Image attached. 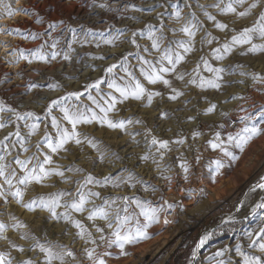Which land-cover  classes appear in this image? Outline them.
I'll use <instances>...</instances> for the list:
<instances>
[{"label": "rangeland", "instance_id": "1", "mask_svg": "<svg viewBox=\"0 0 264 264\" xmlns=\"http://www.w3.org/2000/svg\"><path fill=\"white\" fill-rule=\"evenodd\" d=\"M6 2L17 6L15 0ZM146 2L147 9L138 10ZM146 2L20 0L19 6L28 9L27 12L22 11L26 16L20 22L17 21L19 17L17 14L9 18L11 25L9 29L18 36L14 45L16 47L12 50L0 48V108L4 109L0 111V122L5 124L4 128H0V140L13 133L3 145H0V155H5L7 150L10 153L6 156V162L10 165L9 170L16 169L17 177L21 176L23 171L15 164V159L18 157L23 160L30 157L33 164L37 163V158L43 159L47 151L45 133L49 135L56 133L51 123L53 117L62 127L71 128V125L63 120L60 105L53 106L49 112V104L63 97L61 104L81 110H95L102 115L89 99V95L103 104L104 100L108 99V93L113 91L108 88L110 79L120 83L128 82L129 78L121 68V65H126L146 89L160 92L161 95L154 96L151 104L146 97L141 100L129 98L123 103H118L116 108L108 113V118L115 122L125 121L124 128H110L107 124H100L97 121L77 125L82 143L77 145L69 142L65 146L67 151L61 150L53 154V164L47 166L59 167L64 176L53 174L42 183L18 185L25 189L24 202L59 190L74 195L78 187L77 182L83 183L84 177L91 173L100 179L101 183H94L88 187L100 192L104 199L115 200L118 206H127L128 213L135 214L142 224L146 222L145 217L140 215L141 210L133 202L134 199L150 202L151 206L157 208L163 205L166 209L159 212L158 220L147 228V238L125 244L123 250L116 245L108 247L106 242L99 241L100 233H97L92 222L86 219L87 212H73L72 215L82 220L97 239V253L101 255L105 252L110 253L103 256L106 264H204L207 256L211 257L212 264H218L219 261H223L224 264H243V258L237 254V246L249 255L255 254L251 251L259 254L258 248L249 246L251 241L248 233L264 227V210L257 209L255 213L252 211L256 204L264 201V189L255 187L264 177V134L253 137L242 152L235 143L228 142V137L230 135L236 137L246 126L257 125L264 128V79H260L264 77V52L241 55L242 51H247L249 45H239L223 60H216L212 50L224 42H230L231 37L244 27L252 26L261 11H264V0H260L257 7L243 17L236 13L222 12L220 8L211 6L220 3L221 8H224L229 0H150V2L146 0ZM252 2L253 0H244L243 4L234 6L237 12H240ZM101 4L107 6L100 7ZM200 5L205 7L201 8ZM177 9L181 11L179 20L174 15ZM131 12L136 17L145 14L146 19L137 20L132 17ZM193 12L196 14L195 20L192 17ZM206 12L215 16L216 20L208 19ZM188 21L198 26L193 51L185 54V60L177 65L176 73L165 74V78L171 81L172 88L183 93L172 100L169 98L172 94L171 88L162 82L150 84L141 74V67L147 69L148 65H144L140 57L159 66L160 52L151 47V41L148 39L149 29L151 28L157 35L163 33L164 44L170 43L175 47L177 40L187 39L179 29ZM217 22L227 24V28L223 30L217 28L215 26ZM3 26L0 22V27ZM209 39H212L211 44L207 43ZM133 40L136 41L135 44L132 43ZM262 42L264 41L258 36L254 37L253 43ZM78 48L84 49V52L75 62L72 56ZM105 48L115 51L105 55L102 53ZM38 50L45 59L34 58ZM21 52L31 60V63L25 59L17 62L16 58ZM53 53H56L54 57ZM65 55L70 58L65 59ZM201 57L208 59L213 67L224 69L220 88H200L188 82L195 75L192 70L197 63H201V74L204 77H213L212 73L203 68ZM81 60L86 63L87 70H92L91 73L83 75L82 71L79 73L80 76L67 75L60 79L58 72L68 68L67 70L70 69V73H73L78 69V62ZM9 63L13 66L10 67L12 69L5 68L9 67ZM112 64H116L117 67L112 73H107L105 69ZM241 69L248 71L242 74ZM237 73L245 78L243 83L232 82L231 77L238 75ZM40 74L46 76L42 79L46 81L43 86L38 83ZM177 74H184V79H177ZM121 77H124L123 81ZM64 79L74 81L70 88ZM96 80L103 81L99 89L87 87ZM22 81L25 82L26 88L24 96H33V100H25V97L21 100L12 93L15 87L24 89L18 85V82L21 84ZM14 82L16 83L13 87H8ZM44 92L48 93L46 97L39 102L36 101L35 98ZM70 92H80L82 95L79 98L69 97ZM114 94L118 96L117 93ZM212 105H215L214 110L207 112ZM16 113L22 118L17 119ZM27 113L34 115L27 116ZM246 116L249 119H243ZM128 120L132 122L127 123ZM33 123H39V129L30 135L27 125ZM17 125L23 140L14 134ZM217 133L219 140L223 141L224 146L238 159L233 160L220 149L211 147L209 141H216ZM152 136L169 140L170 143L169 150H163L167 166L164 168L163 164L157 165L156 172L159 173L153 175L149 171L147 175L150 165L156 164L155 160L160 157L156 150L158 146L150 143ZM122 139L124 140L120 145L118 142ZM180 139H183L184 143H176ZM88 140H93L96 146L93 147ZM37 143L41 145L39 149L36 147ZM25 147L28 149L27 152L24 151ZM126 147L137 150L134 152L137 154V160L132 161L134 154L121 152ZM145 154H148V159H141ZM181 160L186 161L189 166L187 174L180 167ZM216 160L224 164L219 172L215 168ZM119 164L122 165L118 167ZM113 167L117 170H113ZM124 172L125 175H122ZM105 176L111 177L107 184L103 182ZM128 176H132L131 181L127 180ZM118 177L122 179L118 180ZM167 177H171V180L165 179ZM0 183H3L2 177ZM13 183L16 184L15 179ZM117 184L119 186H114ZM4 188L7 190L8 185L5 184ZM109 191H115L114 193L130 191L133 195L129 197V202H125L121 200L122 195H108ZM71 198L65 196L61 203L70 201ZM165 201L173 203L175 207L167 209ZM92 203L99 205L103 200L100 197H93L87 207L90 208ZM64 210L63 207L56 209L58 213ZM9 214L27 225L25 229L9 228L7 232L12 241L24 247V252H19L18 249L10 247L7 241L0 239V252H11L13 264H19L20 261L29 258L37 261V264H43V255L39 250L29 247L34 242L31 239H21L23 232H30L41 242L59 241L72 248L76 253V259L82 264H91L83 249L94 245L90 242L85 244V241L76 235L78 230L70 222L51 218L46 209L37 208L29 211L22 203H17L10 194L7 203L0 199V222L11 224ZM121 215L124 213L121 212ZM239 215H242L241 218ZM96 223L100 226L105 224L102 220H97ZM134 224L135 220L131 221L130 226ZM109 231L107 229L105 231L106 239ZM206 235H209V238L197 249V244ZM221 250L223 254L217 256L216 253ZM194 251L196 255L193 257Z\"/></svg>", "mask_w": 264, "mask_h": 264}, {"label": "snow or ice", "instance_id": "2", "mask_svg": "<svg viewBox=\"0 0 264 264\" xmlns=\"http://www.w3.org/2000/svg\"><path fill=\"white\" fill-rule=\"evenodd\" d=\"M16 7L13 6L11 2H6V0H0V21H2L5 16L8 18L16 15L17 12H27L28 9L20 7V0H15ZM244 0H229V3L221 8L220 3H216L211 5L212 7L220 8L222 12L236 13L238 16L243 17L250 14L252 9H255L260 3V0H253L252 3L248 4V6L240 12H237V8L234 6L235 4H243ZM107 5L101 4L100 7H106ZM201 8L205 7L204 5H200ZM177 20L181 18V11L177 9L174 13ZM208 19L215 21L216 17L212 16L210 13H205ZM192 17L195 20L196 14L192 13ZM215 26L221 30L227 28V24L217 22ZM198 30V26L196 23L192 21L186 22L179 29L180 32L184 33L187 39H181L176 41V46L172 47L171 44H164V35L161 33L157 35L155 31L149 29L148 39L151 41V47L160 52V63L159 66L152 63L151 61L145 59L144 57H140L143 61L144 65H148V68L145 69L143 66L141 67V74L150 84H156L157 82H162L165 86L171 88L170 99L175 100L179 96L183 95L182 92L178 91L175 88H172L171 81L165 78V74L167 73H176L177 65H180L182 61L185 60V54L192 52L194 47V40L196 36V32ZM0 31H11L10 29L0 27ZM209 35H211L209 33ZM258 36L261 41H264V11H261L259 18L252 24L250 27H244L242 30L237 32L235 35L231 37L230 42H224L221 46L214 48L213 54L216 60H223L224 57L230 54L234 47L239 45H249L247 51H242L241 55H247L248 53L255 52H264V42L262 43H253L254 37ZM35 38V35H33ZM215 39V38H213ZM106 43H111V41H106ZM132 43H136L135 40ZM207 43L211 44L212 39H209ZM55 47V44H53ZM139 47V45H137ZM147 51V48H145ZM56 53H53V57ZM34 58L36 59H45L44 55L37 51L34 54ZM67 55H65V59H69ZM17 62L20 59L29 60L27 56H24L21 52L19 56H17ZM203 68L206 69L209 73L213 74L212 78H206L201 74V63H197L193 68V75L188 81L190 84L196 85L200 88L212 87V88H220L221 81L223 80L222 73L224 69L221 67H213L208 59L201 57L200 58ZM166 62V64H165ZM31 63V60H29ZM117 67L116 64L110 65L105 69L107 73H112L113 70ZM122 70L128 76L127 83L117 82L115 79H110L108 81V88L113 90L108 93V99L104 100L103 104L96 100L95 97L89 95V99L96 105L99 109V112L102 114H98L95 110L85 109L81 110L79 108H70L67 104H61L64 100L61 97L59 100H53L51 104L48 106V111L51 112L53 106L60 105V111L63 113V120L71 125V128L62 127L60 122L57 121L55 117L52 119V127L56 129L55 135H49L45 133L47 137L45 140V146L47 151H45L43 155V159L40 160L37 158V163H32V158L26 157L21 160L18 157L15 159V164L19 166V168L23 171V174L17 177L16 169H11L10 165L6 162V156L10 155V153L5 150V155H0V177L3 178V183H0V199L4 200L7 203L8 195L10 194L14 197L17 203H22L25 208L29 211H34L37 208L46 209L51 218L53 219H63L67 222H70L78 231L76 233L82 240L85 241V244L89 242L94 245V247H85L83 249L84 254L87 259L91 262V264H106L103 256L110 255V253L105 252L102 255L98 254L96 248L98 247L97 239L93 236V233L89 230V228L84 224V222L80 219H76L72 213H85L87 212L86 219L92 222V226L95 228L99 235V241L106 242L108 247L113 245L118 246L121 250H123L125 244L134 243L141 238H147V228L151 225V223L158 220L159 212L165 211L163 205L159 208L151 206L150 202H144L139 199H134L133 202L136 206L141 210L140 215L145 217V223H141L140 220L135 216V214L128 213L127 206H118L116 205L115 200H108L101 197V193L97 191H93L88 185L92 184H100L101 180L94 177L91 173L84 177L83 183L77 182L78 187L76 188L75 194L66 192L64 190H59L56 193H49L48 195H40L31 199L28 202H24V192L25 189H22L18 185H29L33 182L42 183L45 179L49 178L51 175H59L61 177L64 176V172L60 170L59 167H47L48 165L53 164V154L58 153L61 150L67 151L65 147L69 142H74L79 145L82 143L81 133L77 131V125L80 124H91L93 121H97L100 124H107L110 128H124L125 121L120 120L119 122H115L108 118V113L112 112L118 103H123L125 100L129 98L135 100H141L146 97L149 104H151L154 96L161 95L160 92L149 91L145 88L144 84L141 83L139 79H137L131 71H129L126 65H121ZM254 74V78H255ZM121 81L124 80V77L120 78ZM177 79L183 80L184 74H177ZM260 79H264L261 77ZM103 81L96 80L93 84H89L88 88H96L99 89L100 85ZM243 83V81H240ZM114 93H117L115 95ZM82 94L80 92H70L68 93L69 97L79 98ZM215 108V105L210 106L206 111L212 112ZM3 108H0V111H3ZM11 111H15L11 109ZM27 116H33V113H27ZM163 115V113H162ZM17 119H21L19 113H16ZM38 119V118H37ZM189 119H193L189 117ZM243 119L247 120L249 117H243ZM131 120H128L127 123H131ZM139 122V121H137ZM5 124L0 122V128H4ZM29 127V134H35L39 129V123H33L31 125H27ZM17 137H20L21 140L24 138L21 137L19 126L17 125V131L14 133ZM264 134V128L259 127L257 125H252L251 127H245L241 130V133H238L236 137L229 136L228 142L235 143L236 147L240 149L242 152L245 146L253 139V137ZM13 135V133H9L8 136ZM194 135H199V133H194ZM8 136L4 137V140H0V145L4 144V141L8 139ZM219 141V142H216ZM216 141H209L211 147L213 149H220L226 156H231L233 160L238 159L233 153L229 152V150L224 146V142L219 140V133L216 134ZM93 147H95V143L93 140H88ZM151 145L158 146L157 152L160 154V158L163 159L165 155V151L169 150V140L158 139L156 136H152ZM176 143H184L183 139L176 141ZM37 149L41 147L39 143L36 145ZM24 151L27 152L28 149L25 147ZM101 158H103V154H101ZM141 159L147 160L148 154H145ZM199 157H197V160ZM216 171L219 172L220 169L224 167V164L220 160H216L215 162ZM180 167L183 169L184 173L187 174L189 171V166L186 161L181 160ZM71 170V169H69ZM80 171V169H77ZM16 180V184L14 185L13 180ZM122 179L120 177L117 178ZM167 179L171 180V177H167ZM185 179H187V175H185ZM128 181L132 180V176L127 177ZM111 181L110 176L103 177V182L105 184ZM8 185L7 190H5L4 185ZM114 186H119L114 185ZM134 186V185H133ZM255 187L264 189V177L261 178V182L258 183ZM203 192V189H201ZM65 196H71L70 201H64L62 204V200ZM93 197H100L103 200L102 204L92 203L90 208L87 205L90 203ZM122 199L127 202L129 201L128 196L122 197ZM167 206V209H171L175 207L173 203L168 201L164 202ZM115 206V207H114ZM63 207L65 210L62 213H58L56 211L57 208ZM257 209L264 210V201L255 205L253 208V213L256 212ZM121 212L124 215H121ZM11 217L12 223L0 222V239L7 241V243L12 248L18 249L19 252H24L25 249L22 245H17L14 241H12L7 235L8 229H25L27 225L19 220L16 216ZM97 220H102L105 222L104 226H100L96 223ZM135 220L134 226H130L131 221ZM167 223V221H165ZM110 230L108 237H105V231ZM210 235V234H209ZM209 235H206L201 238L200 242L197 244V249H199L205 241L209 238ZM249 239L251 241L250 247H256L259 250V254L249 255L248 253L242 252L237 246V254L243 258V264H264V227H260L258 230L248 233ZM21 239H31L34 243L29 245L30 248L38 249L39 252L43 255V264H72L74 261L75 264H82L81 261L76 259L75 251L68 247L67 245L61 244L59 241H51L45 240L41 242L39 238L30 232H23L21 235ZM223 250L218 251L216 253L217 256L222 255ZM196 255V252H193V256ZM0 264H13V258L11 252H0ZM19 264H37V261L29 258L19 262ZM218 264H224L223 261H219Z\"/></svg>", "mask_w": 264, "mask_h": 264}, {"label": "bare ground", "instance_id": "3", "mask_svg": "<svg viewBox=\"0 0 264 264\" xmlns=\"http://www.w3.org/2000/svg\"><path fill=\"white\" fill-rule=\"evenodd\" d=\"M112 2H117V1H119V0H111ZM135 1V0H134ZM148 2H150V0H147ZM151 1H154V0H151ZM139 2V1H138ZM145 2H146V0H145ZM141 3H143V2H141ZM147 3V2H146ZM146 3H144L143 4V6H141V7H139V9L138 10H140V11H142V10H146L147 9V7H148V3L146 4ZM111 4V3H110ZM115 4V3H114ZM17 14V16H19V17H17L18 18V20L17 21H21L25 16H26V14L25 13H23L22 11L21 12H17L16 13ZM99 14V13H98ZM131 14H132V17L133 18H137V20L139 19V18H141V19H146V17H145V14H144V16H141V17H136L135 16V14L133 13V12H131ZM95 15V14H94ZM21 16V17H20ZM97 16V15H96ZM94 18V17H93ZM96 19V18H95ZM27 20V19H26ZM97 20V19H96ZM135 21V20H134ZM1 22V25H4L3 27L4 28H7V29H9V27L11 26L10 24H9V18L8 17H6L5 16V18L2 20V21H0ZM27 22V21H26ZM132 22V21H131ZM95 23V22H94ZM137 23H138V21H137ZM101 25V24H100ZM102 26V25H101ZM17 40H18V36H16V34L14 33V32H12V31H0V48H5V50H12V49H15V47L16 46H14L15 44H16V42H17ZM5 44V45H4ZM19 44V43H18ZM115 50H106V48L104 49V51L102 52L103 54L105 53V55H107V54H112L113 52H114ZM83 52H84V49H81V48H78L77 50H76V52L74 53V56H72V57H74L73 59L75 60V62L77 61V60H79L80 59V57L82 56V54H83ZM73 60V61H74ZM9 62H11V61H9ZM15 62V61H14ZM13 65V64H12ZM18 65V64H17ZM21 65V64H20ZM76 65V64H75ZM8 66L9 67H5V68H8V69H12V68H10V67H13V66H11V64L9 63L8 64ZM22 67H23V65H22ZM57 67V66H56ZM60 67V66H59ZM65 67V66H64ZM54 68V67H53ZM58 68V67H57ZM61 68H62V65H61ZM73 68V67H72ZM77 68V67H76ZM87 68V66H86V63L85 62H83L82 60L81 61H79L78 62V69H75L74 71H73V73H70V69L69 70H65V71H61V72H58L59 74H58V76L60 75V79H61V77H65V76H67V75H69V76H74V75H77V76H80L79 75V73L80 72H84L83 73V75H86V74H88V73H91L92 72V70H87L86 69ZM23 69V68H22ZM52 69V68H51ZM249 69V68H248ZM248 69H241L242 71H243V73L242 74H245L246 73V71H248ZM4 70V69H3ZM57 70V69H56ZM31 71V70H30ZM50 71V70H49ZM48 71V72H49ZM32 72V71H31ZM42 72V71H41ZM54 72V71H53ZM43 73V72H42ZM44 74V73H43ZM49 74V73H48ZM238 74V73H237ZM35 75V74H34ZM90 76V75H89ZM35 77H37V76H35ZM46 77V76H45ZM45 77H43V75H39V78H40V81L38 82L39 83V85L40 86H43V84L45 83L46 84V81H44V80H42L43 78H45ZM55 77V76H54ZM24 78V77H23ZM38 78V79H39ZM14 79V78H13ZM22 79V78H21ZM63 79V78H62ZM231 79H232V82H238V81H242L243 80V82H244V77H242L241 75H236V76H232L231 77ZM17 80V79H16ZM15 80V81H16ZM23 80V79H22ZM26 80V79H25ZM24 80V81H25ZM24 81H22V83L20 84L19 82H18V85L19 86H22V87H24ZM36 81H37V79H36ZM61 81V80H60ZM64 81H65V84L66 85H68V87L69 86H72V83L74 82V81H72V80H66V79H64ZM63 81V82H64ZM17 82V81H16ZM16 82H14V83H11L10 85H8V87H13L14 85H15V83ZM48 82V81H47ZM76 85V84H75ZM78 87V86H77ZM240 87L243 89V86L242 85H240ZM70 88V87H69ZM10 91V90H9ZM23 92H26V88L24 87V89H21V88H17V87H15L14 88V90H12V93H15L17 96V98H20L21 100H22V98H24L25 96H24V93ZM240 92V91H239ZM21 93H23V94H21ZM46 94H48L47 92H44L43 94H39L36 98H35V100L36 101H40L43 97H46L45 95ZM25 100H33L34 98H33V96H28V97H25L24 98ZM24 101V100H23ZM44 101V100H43ZM134 110V109H133ZM159 130V129H158ZM160 132H162V131H160ZM159 132V134H161ZM164 134H165V132H164ZM167 134V133H166ZM169 134V133H168ZM167 134V135H168ZM165 136V135H164ZM123 140L124 139H122L120 142H118L120 145L123 143ZM137 151V150H136ZM135 150H131V147L129 148V147H126L123 151H121V152H123V153H125V154H134V156L132 157V161L134 160V159H136L137 160V154L135 155V153L134 152H136ZM155 161H157L156 162V164H153V165H150L151 167H149V169L147 170V175L149 174V171L151 172L150 174H153V175H155V174H158L159 172L157 171L156 172V169L158 168L157 167V165H160V164H163L164 165V168H165V166H167V162L164 160V158L163 159H161L160 157L158 158V159H156ZM130 163V162H129ZM122 165V164H121ZM120 164L118 165V167H120L121 166ZM124 166V165H123ZM129 166V165H128ZM129 167H131V166H129ZM116 168H117V166H116ZM113 170H117V169H114V167L112 168ZM144 169H145V167H144ZM154 171V172H153ZM122 175H125V172H124V174L122 173ZM152 176V175H151ZM160 176H161V174H160ZM149 177V176H148ZM151 178V177H150ZM154 178V177H153ZM165 179H167V178H165ZM162 181V180H161ZM166 181V180H165ZM173 181H174V179H173ZM164 182V181H163ZM115 192V191H114ZM114 192H112V191H109L108 192V195L109 194H113V195H118V194H120V195H122V197H124V196H128V197H130V196H132L133 194L130 192V191H127V192H124V193H114ZM133 192V191H132ZM121 200H122V198H121ZM122 202H124V201H122ZM127 202H129V201H127ZM236 214V213H235ZM242 214V213H241ZM231 215V214H230ZM240 216V218H241V216L242 215H239ZM238 217V216H237ZM214 225V224H213ZM206 230V229H205ZM251 252H253V253H255L256 254V251H251ZM199 253V252H198ZM258 254V253H257ZM198 255V254H197ZM194 257V256H193ZM211 259V257L209 256H207L205 259H204V264H212L210 261Z\"/></svg>", "mask_w": 264, "mask_h": 264}]
</instances>
